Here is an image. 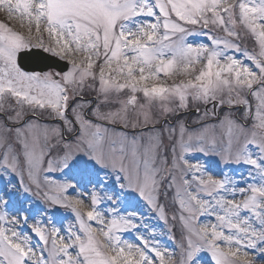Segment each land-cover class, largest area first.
<instances>
[{"label":"snow or ice","instance_id":"snow-or-ice-1","mask_svg":"<svg viewBox=\"0 0 264 264\" xmlns=\"http://www.w3.org/2000/svg\"><path fill=\"white\" fill-rule=\"evenodd\" d=\"M0 12V264H264V0Z\"/></svg>","mask_w":264,"mask_h":264},{"label":"rangeland","instance_id":"rangeland-1","mask_svg":"<svg viewBox=\"0 0 264 264\" xmlns=\"http://www.w3.org/2000/svg\"><path fill=\"white\" fill-rule=\"evenodd\" d=\"M0 21H4L6 23H10V26L13 27L14 30L24 31V34L27 35L26 30H21L19 28V25H18V23L16 21H12V22L7 21L6 14L3 13V12H0ZM197 39L203 41V38L202 37H199ZM170 82L171 81H169V83ZM212 170L215 171V172H219V169L215 167L214 160L212 161ZM233 170H235V167H233ZM241 170H243V168H241ZM243 214H246V213H242V215ZM63 216H67V220H65L64 223L71 222V220H72L71 215L68 214L66 212V210L61 209L58 213L55 214V218L57 220V226H60V220L62 219ZM146 222L150 223L152 226H155L156 225V221H154V220H152V221H146ZM144 234L145 235H148L147 232H145ZM127 238L128 239H132L131 236H128ZM156 238L159 239L162 244H167L169 247H171L170 242L165 237H163V236L160 235V229H159V227H157Z\"/></svg>","mask_w":264,"mask_h":264},{"label":"water","instance_id":"water-1","mask_svg":"<svg viewBox=\"0 0 264 264\" xmlns=\"http://www.w3.org/2000/svg\"><path fill=\"white\" fill-rule=\"evenodd\" d=\"M23 63L25 64V67H31L32 66L30 63H28L27 57L24 58Z\"/></svg>","mask_w":264,"mask_h":264}]
</instances>
